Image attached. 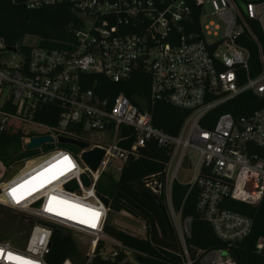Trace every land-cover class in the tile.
I'll return each instance as SVG.
<instances>
[{
	"label": "built area",
	"instance_id": "2783aa9c",
	"mask_svg": "<svg viewBox=\"0 0 264 264\" xmlns=\"http://www.w3.org/2000/svg\"><path fill=\"white\" fill-rule=\"evenodd\" d=\"M193 2L199 10L198 25L193 18L196 11L185 0H26L29 10L67 5L79 24L59 49L40 47L36 38L33 45L23 39L13 46L0 39V136L18 132L21 150L29 154L9 168L0 162V207L30 221L28 232L15 236L17 246L0 241L4 251L0 264H19L9 260L8 253L32 264H50L52 229L90 240L86 264L96 256L114 261L130 254L125 244L105 232L109 207L97 185L104 174L118 180L129 161L143 156L139 150L145 151L148 141L168 151L163 179L152 175L144 187L152 197L163 198L182 264L201 262L207 254L188 244L192 217L183 215L185 199L179 209L172 202L173 184L183 185L177 178L183 164L192 173L183 185L186 195L197 190L196 212L214 236L231 246L251 235L253 220L229 209L226 202L255 208L264 199V106L239 118L222 111L247 93L264 102V45L254 33L256 29L264 40V0ZM208 5L210 14L205 11ZM245 38L257 45L260 72L255 77L249 52L238 43ZM140 72L149 77L147 97L136 96L132 103L106 89L105 81L125 84ZM157 103L184 115L176 135L155 127L152 111ZM57 112L55 124L40 121ZM41 137L52 141L24 149L32 138ZM60 138L86 143L88 148L78 153L60 148L71 145ZM93 148L104 151L95 173L82 160V154ZM187 151L197 155L194 164L185 160ZM32 152H40L38 161ZM71 182L77 190L65 188ZM13 188L18 189L19 203L9 196ZM52 197L100 215L92 217L56 201L49 205ZM50 206L53 211H46ZM149 230L139 218L133 233H123L145 240ZM255 250L264 261V238L256 241ZM216 251L220 255L216 264H235L228 250ZM60 264L73 262L65 259Z\"/></svg>",
	"mask_w": 264,
	"mask_h": 264
},
{
	"label": "trees",
	"instance_id": "16d2710c",
	"mask_svg": "<svg viewBox=\"0 0 264 264\" xmlns=\"http://www.w3.org/2000/svg\"><path fill=\"white\" fill-rule=\"evenodd\" d=\"M185 1L192 11H196L193 18L195 25H198L199 10L193 0ZM25 3L26 0H0V39L7 45L13 46L26 37H32L38 40L40 47L59 49L63 47V42L72 39L70 29L77 28L79 19L70 7L55 5L29 10L26 8ZM254 33L258 42L264 45V40L259 32L254 29ZM238 43L249 52L251 76H257L260 72V63L256 43L248 38ZM101 80L105 81L104 78H101ZM105 84L106 89L113 97L123 94L132 103H135L136 96H148L149 77L146 72L134 75L125 84H112L108 81H105ZM261 105L264 106V102H260L254 95L247 93L239 97L237 102L228 106L222 112H230L235 118H239L250 114L260 108ZM239 106L241 107L239 108ZM152 114L156 128L169 135L178 133L184 117L181 112L165 103H157ZM57 118L58 112L55 113V116L41 118L40 121L47 125H53L56 123ZM20 138L21 134L18 132L0 136V162L7 168L19 163L23 157L29 155L22 154ZM167 159V149L160 148L155 142L148 141L143 156L136 161H129L123 168L118 180H113L108 176L106 179L107 184L99 182L97 185L98 192L110 201L108 216L110 212H124L148 223L149 236L145 240L132 238L109 224L105 229L107 235L130 246L135 251L145 253L146 257H140L139 259L140 264H182L176 238L167 230L161 212L141 197V193L147 191L144 182L148 177L155 175L159 180L163 179L164 163ZM134 188H138L140 192L136 193ZM186 193L187 187L178 183L173 184L172 202L174 207L179 209L185 199L183 215L192 217V234L188 240L191 248L202 249L205 254L216 250H228L235 264H264L263 257L255 250L256 241L261 237L264 238V199L255 208L234 201L226 202L229 209L253 220L251 235L242 242L228 246L214 236L210 227L196 212L197 190L193 189L189 195H186ZM153 197L164 206L162 197ZM4 210L0 211V219L4 218L9 223L16 222L18 233L14 235L17 237L19 233L26 234L30 227L29 219L5 208ZM0 241H8L17 246L15 239L12 240L3 235H0ZM100 247L101 243L98 244L97 252ZM83 258L81 250L70 235L66 238L55 235L52 238V249L49 255L50 264H60L65 259H70L73 264H78ZM90 264L129 263H123L121 257L111 261L96 256ZM195 264L202 263L197 259Z\"/></svg>",
	"mask_w": 264,
	"mask_h": 264
},
{
	"label": "rangeland",
	"instance_id": "374dc122",
	"mask_svg": "<svg viewBox=\"0 0 264 264\" xmlns=\"http://www.w3.org/2000/svg\"><path fill=\"white\" fill-rule=\"evenodd\" d=\"M205 11L210 14L212 12L211 6L210 5L205 6ZM202 25H204V21L202 22ZM25 42L30 44V45H33V43L35 42V38L26 37ZM60 148H67L70 151L75 152V153L79 152V148L75 145H61ZM21 152H22V150H21ZM22 154H24V153L22 152ZM30 154L31 155L36 154V157L34 158V160L38 161V158L40 157V155H39L40 152H32ZM196 158H197V155L193 151H187L186 152L185 160L190 159L194 164L196 161ZM107 177H108V175L104 174L101 178L100 183L107 184V180H106ZM177 178L183 185L188 184L189 181L192 179V173H191V171L187 170L186 164H183V166L180 168L179 173L177 175ZM2 210H4V208L0 207V211H2ZM16 219H18V218H16ZM137 219H139V218L132 217L129 214L124 213V212H121V213H111L110 212V215L108 218V224L110 226L114 227L115 229L121 231V232L126 231L127 233H133V229L135 228V226L137 224ZM16 233H18V227H17L16 222L9 223L4 218L0 219V235H3L9 239L11 238L12 240H14ZM72 238L74 239L76 245L81 250L82 255L84 256L88 252L90 240L84 236H81V237L80 236H72ZM16 242H18V241H16ZM126 246L129 248V250H131V253L126 254V255L122 254L121 256H119V257H121L122 262L123 263H129V264H140L139 263L140 262L139 261L140 256H137V253L130 246H128V245H126ZM222 256H224V255H222ZM219 257H220V255L217 251H211L202 257L201 263L202 264H216V261ZM78 264H86L85 259L83 258V260Z\"/></svg>",
	"mask_w": 264,
	"mask_h": 264
},
{
	"label": "water",
	"instance_id": "95a60500",
	"mask_svg": "<svg viewBox=\"0 0 264 264\" xmlns=\"http://www.w3.org/2000/svg\"><path fill=\"white\" fill-rule=\"evenodd\" d=\"M51 141H52V139L49 137L32 138L30 140V143L24 145V149H26V150L36 149V148L40 147L43 143L51 142ZM60 142L75 145L81 150H85L88 148V145L86 143L77 142V141H73V140H69V139H65V138H60ZM139 152L143 153L144 150L140 149ZM103 156H104V151L102 149L93 148L91 150L85 151L82 154V160L86 164V166L90 169V171L95 173L97 171L99 165H100V162H101ZM21 167H22V164L15 166L11 170V172L9 173V176H13ZM81 180L85 186L89 185V180H88L86 175H82ZM65 188L69 191H75V190H77V185L75 182H71L68 185H66ZM134 191L136 193L140 192V190L138 188H134ZM141 197L146 202L150 203L152 206H154L156 209H158L161 212L167 230L169 231L170 234H173V230H172L171 224L169 222V218H168L165 207L163 205H161V203L159 201H157L154 197H152L147 192L141 193ZM100 198H101L102 202L104 203L105 207H109V204H110L109 199L105 198V197H100ZM35 206H38V204H36ZM52 230H53V232H52L53 235H58L62 238L67 237V234L64 232L57 231L55 229H52Z\"/></svg>",
	"mask_w": 264,
	"mask_h": 264
},
{
	"label": "snow or ice",
	"instance_id": "6c2138e0",
	"mask_svg": "<svg viewBox=\"0 0 264 264\" xmlns=\"http://www.w3.org/2000/svg\"><path fill=\"white\" fill-rule=\"evenodd\" d=\"M64 160H68V157H64ZM69 164H71L70 161H69ZM60 174L62 175L63 173L61 172ZM17 191H18L17 188L11 189V191L9 192V196H11L12 199L16 203H19L21 197L16 195ZM52 201H56L58 204L66 205L70 209H76V210H79L80 212H88V213H90V215L92 217H99V215H100V213L98 211H93L91 209H85V208H83L82 206H80L78 204H71L70 202L65 201V200H58L57 197H52L51 200L49 201V205L52 204ZM46 211H50L51 212V211H53V208L50 206L49 208L46 209ZM55 214L58 215V216L59 215H67L65 212H62V211H56ZM67 218L68 219H76V216L75 215H67ZM79 222L80 223H88V221H86V220H79ZM89 226L94 227L95 225H94V223H90ZM3 256H4V251L2 249H0V257H3ZM7 258L9 260H11V261L19 262V264H32L31 261H27V260H25L22 257L15 256L12 253H8L7 254Z\"/></svg>",
	"mask_w": 264,
	"mask_h": 264
}]
</instances>
